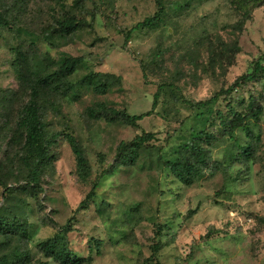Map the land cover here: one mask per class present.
Here are the masks:
<instances>
[{
  "label": "rangeland",
  "instance_id": "rangeland-1",
  "mask_svg": "<svg viewBox=\"0 0 264 264\" xmlns=\"http://www.w3.org/2000/svg\"><path fill=\"white\" fill-rule=\"evenodd\" d=\"M163 2L170 9L161 21L145 24L156 15L158 0H85L81 11L71 5L74 0H26L0 30V208L26 222L30 238L24 247L35 261L44 259L38 243L70 224L71 249L93 264H264V71L256 81L234 86L257 61L264 66V3ZM11 4L14 0H0V10ZM62 4L78 11L82 25L66 37L52 32L66 11ZM18 51L39 68L63 54L82 56L73 81L94 71L120 76L121 83L106 94L87 87L66 96L46 91L43 116L49 135L58 134L52 147L57 160L41 178L42 191L4 195L3 183L15 180L10 185L16 186L15 178L26 176L12 136L28 99L15 72ZM162 84L156 109L140 127L90 113L150 111ZM214 96L207 109L184 100ZM250 101L263 108L259 120L248 119L254 136L241 129L229 133L235 113L247 114ZM201 110L216 137L211 161L202 175L184 184L167 161L193 128L203 126ZM143 131L155 139L140 150L135 164H124L120 145ZM69 134L89 160L86 181L77 174ZM245 144L248 155L241 153ZM96 180L95 196L81 204Z\"/></svg>",
  "mask_w": 264,
  "mask_h": 264
},
{
  "label": "trees",
  "instance_id": "trees-1",
  "mask_svg": "<svg viewBox=\"0 0 264 264\" xmlns=\"http://www.w3.org/2000/svg\"><path fill=\"white\" fill-rule=\"evenodd\" d=\"M74 1L75 3L71 5L76 6L78 11H81L85 0ZM243 1L247 3L246 5L252 4L253 6L264 3V0ZM66 5H61L66 8V11L61 18L57 19V26L52 31L59 32L64 37L75 34L82 27L78 11H72ZM25 6L26 0H14V4L0 10V30L10 24L12 14L16 9ZM168 9H170V3L166 4L163 0H158V11L156 15L154 18L148 19L145 24L160 22ZM245 11H247L246 14L248 15L249 9ZM154 19H157V22ZM142 25L138 24L136 28L142 27ZM222 52L224 53L223 50ZM235 53H237V50L231 51L233 56ZM82 62V56L63 54L59 58H50L46 68H39L37 65H32L28 61V56L25 52H17L14 61L15 72L20 88L28 92V99L20 109L15 123V131L12 136H14V141L19 142L20 146L17 160L26 172V176L15 178L17 180L16 186L10 185L12 183L11 181L15 182V180L3 183L6 190L4 195L13 193L17 189L23 191H27V189L42 191L41 178L54 166V162L57 160V154L52 150V147L55 144L58 134L54 133L52 136L49 135L48 126L43 116L44 106L41 103V99L46 91L53 92L57 96H66L71 92L87 87L93 89L98 94H106L113 86L121 83L120 76L94 71L89 72L78 81H73L71 77L77 73ZM263 71L264 66L262 62L257 61L250 72L236 79L234 86L241 87L247 83L256 81ZM234 86L228 88L227 93ZM163 87L164 84L158 87L154 94L152 109L145 113L130 114L126 111H118L115 108H109V113L107 114L98 112L95 109H90V113L95 118L105 117L111 121L119 118L129 125L140 127L139 121L145 116L151 115L153 110L156 109ZM214 99L215 96L211 99L200 101L184 98L190 106L200 109H207ZM247 107V114L241 112L235 113L229 127L226 128L229 133L241 129L246 133L247 137L251 138L254 136L248 119L252 117L255 120H259L263 108L256 106L254 101H250ZM110 114H113V116L111 117ZM198 115L204 116L203 126L193 128L191 136L184 140L177 148L178 154L167 161V167L170 172L184 184H191L209 166L211 161L210 147L216 139L215 134L210 132L205 126V120L207 118L206 112L201 110ZM221 123L226 125L225 120L221 121ZM67 138L76 157L77 174L81 180L86 181L91 176L89 160L84 149L78 143V140L70 134ZM153 139H155L153 132L143 131L141 134L136 135L132 141L122 143L118 153L119 160L123 161L126 165L135 164L140 150L146 147ZM249 147V144L242 146L241 153L244 152L248 155ZM0 171H2L1 165ZM98 186L99 182L96 180L81 204L95 196ZM71 230L72 226L70 224H64L59 227L54 236L40 241L38 248L44 259L35 261L32 259L30 251L24 247V242L30 238V232L26 222L17 215L4 214L3 208H0V248H4L3 252L0 253V264H50L49 259H53L57 264H93L91 258L79 257L71 249L67 236Z\"/></svg>",
  "mask_w": 264,
  "mask_h": 264
}]
</instances>
